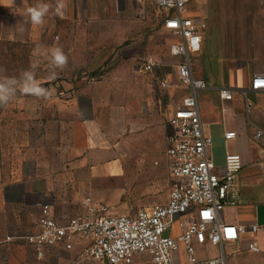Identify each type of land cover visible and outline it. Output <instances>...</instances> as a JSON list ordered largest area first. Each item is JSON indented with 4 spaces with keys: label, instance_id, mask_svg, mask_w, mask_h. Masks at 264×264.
<instances>
[{
    "label": "crops",
    "instance_id": "obj_1",
    "mask_svg": "<svg viewBox=\"0 0 264 264\" xmlns=\"http://www.w3.org/2000/svg\"><path fill=\"white\" fill-rule=\"evenodd\" d=\"M38 2L52 10L43 24L34 25L26 10ZM63 2L60 17L57 0H0V45L21 48L47 64L49 88L55 91L47 100L48 114L27 116L38 132L23 145L0 148V253L5 255L23 248L22 241L7 238L38 232L47 213L64 225L85 212L88 198L117 204L128 199L126 189L141 192L138 198L149 196L153 178L166 169L173 181L166 155L169 114L188 91L179 82L171 91H159L152 71L143 69L148 63L155 67L152 59L140 63L153 50L156 60L168 55L165 12L153 0ZM183 15L206 25L202 49L191 63L194 77L208 85L197 99L212 139V161L220 172L228 153L240 155L243 163L237 205L227 207L222 220L229 227L260 228L257 236L224 241L230 264H238L239 255L253 254L247 249L253 240L264 254V137L255 138L258 130L264 132V91L250 89L253 77L264 75V0H188ZM56 48L68 56L63 69L51 65ZM221 89H229L232 100L223 99ZM229 132L236 136L226 140ZM84 247L80 238L71 249L53 247L44 264H89L82 260ZM24 257L22 263L33 264L31 256Z\"/></svg>",
    "mask_w": 264,
    "mask_h": 264
},
{
    "label": "built area",
    "instance_id": "obj_2",
    "mask_svg": "<svg viewBox=\"0 0 264 264\" xmlns=\"http://www.w3.org/2000/svg\"><path fill=\"white\" fill-rule=\"evenodd\" d=\"M144 2V0H139ZM188 0H153L165 12L164 28L174 38L170 52L182 59L176 65L180 86L188 91L182 103L169 114L171 133L166 155L173 178L166 204L154 205L126 215H110L107 204L88 198L85 212L67 224L58 223L49 213L34 234L8 237L33 247L36 259L43 261L47 251L58 245L71 249L76 238L83 239L82 260L98 264H227L225 240L257 236L258 225L229 227L222 214L237 205V180L243 163L238 154L228 153L224 171L212 161V139L204 131L198 94L207 90L205 81L194 77L191 56L202 49L203 22L185 17ZM145 71H152L151 63ZM169 88L168 82L162 83ZM251 91H264V75L253 77ZM225 100H232L229 89H221ZM236 136L226 133V140ZM264 137L258 130L255 138ZM213 248L216 256H209ZM250 253H261L257 240L249 242Z\"/></svg>",
    "mask_w": 264,
    "mask_h": 264
},
{
    "label": "rangeland",
    "instance_id": "obj_3",
    "mask_svg": "<svg viewBox=\"0 0 264 264\" xmlns=\"http://www.w3.org/2000/svg\"><path fill=\"white\" fill-rule=\"evenodd\" d=\"M168 38V55H166L164 59L156 60L158 54L153 50L150 55H147L140 61V63H142L146 59H152V63L155 64V67L150 75L159 91L162 92L167 91V89L168 91L173 90V85L178 83L176 75V65L178 61L171 56L170 52L171 45L175 42V39L170 34H168ZM20 49L21 48L16 47L5 48L0 45V79L5 76L19 78L22 71L28 70L34 74L35 82L44 89H47L50 95L45 99H37L30 95L23 94L20 91V86H17V93L13 100L10 101L7 106L0 107V148H6L8 145H15L16 143L23 145L26 138H31L30 134L38 132V125H32L30 120L27 119V116L37 115L40 111L43 112V115L48 114L49 108L46 106L47 100L51 99L55 94V91L49 88L48 81L53 79L47 75V64H42L41 61L31 58L28 51H22ZM56 81L61 80L56 78ZM164 82H168L170 87L164 88L162 86ZM183 98L184 96H182L180 103L173 105L172 111L181 105ZM166 173L165 175L162 174L158 175L157 178H153L152 193L145 194L149 196L138 198L139 195H142L141 192H133L132 190L126 189V193L129 195L128 199H124V197L117 204L106 203L112 210V213L109 214H127L154 205L166 204L173 184V181L169 177L168 169H166ZM21 243L23 245L21 249L17 248L15 251L11 250L6 255L0 253L2 257L0 264H25L21 262L24 256L25 259H28L27 261H29L31 256L33 264H44V260L38 261L36 259L34 249H31L33 247L24 241ZM228 247V245L225 246L226 262L230 264L231 254L229 253L230 250ZM210 254L213 256V253H209V256ZM239 256H237L239 257L238 264H264V254L262 251L256 255L243 254ZM85 263L94 264L92 261H86Z\"/></svg>",
    "mask_w": 264,
    "mask_h": 264
},
{
    "label": "clouds",
    "instance_id": "obj_4",
    "mask_svg": "<svg viewBox=\"0 0 264 264\" xmlns=\"http://www.w3.org/2000/svg\"><path fill=\"white\" fill-rule=\"evenodd\" d=\"M65 4L63 0H57L55 14L63 17ZM52 10V6L48 3L38 2L37 4L27 8L26 12L30 18V22L34 25L44 23L45 17ZM68 64V56L65 55L62 49L56 48L52 52L51 65L52 67L63 69ZM20 86V91L23 94L30 95L37 99H45L50 93L47 89L39 86L35 82L34 74L31 71H22L20 77H7L0 79V107L7 106L13 100L17 93V86Z\"/></svg>",
    "mask_w": 264,
    "mask_h": 264
}]
</instances>
